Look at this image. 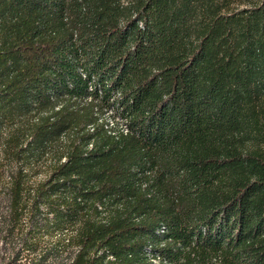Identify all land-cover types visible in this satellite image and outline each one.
Here are the masks:
<instances>
[{
  "label": "trees",
  "instance_id": "1",
  "mask_svg": "<svg viewBox=\"0 0 264 264\" xmlns=\"http://www.w3.org/2000/svg\"><path fill=\"white\" fill-rule=\"evenodd\" d=\"M0 264H264V0H0Z\"/></svg>",
  "mask_w": 264,
  "mask_h": 264
},
{
  "label": "rangeland",
  "instance_id": "2",
  "mask_svg": "<svg viewBox=\"0 0 264 264\" xmlns=\"http://www.w3.org/2000/svg\"><path fill=\"white\" fill-rule=\"evenodd\" d=\"M111 114H112V113H110L109 116H110ZM108 120L110 121V126H112L113 123H114L113 118H112V117H109ZM124 123H125V122H123V121L120 120V125H121L122 127L124 126Z\"/></svg>",
  "mask_w": 264,
  "mask_h": 264
},
{
  "label": "built area",
  "instance_id": "3",
  "mask_svg": "<svg viewBox=\"0 0 264 264\" xmlns=\"http://www.w3.org/2000/svg\"><path fill=\"white\" fill-rule=\"evenodd\" d=\"M123 130H124L125 132H127V131H128V127H127V125H126V124H124V126H123Z\"/></svg>",
  "mask_w": 264,
  "mask_h": 264
}]
</instances>
